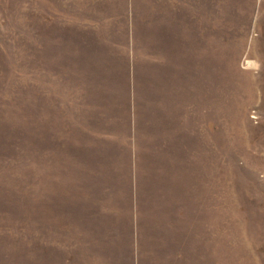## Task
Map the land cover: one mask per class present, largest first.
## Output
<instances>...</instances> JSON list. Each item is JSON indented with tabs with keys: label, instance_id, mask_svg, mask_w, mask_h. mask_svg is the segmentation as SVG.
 <instances>
[{
	"label": "rangeland",
	"instance_id": "1",
	"mask_svg": "<svg viewBox=\"0 0 264 264\" xmlns=\"http://www.w3.org/2000/svg\"><path fill=\"white\" fill-rule=\"evenodd\" d=\"M160 3L0 0V153L135 169L137 264H264V0Z\"/></svg>",
	"mask_w": 264,
	"mask_h": 264
},
{
	"label": "crops",
	"instance_id": "2",
	"mask_svg": "<svg viewBox=\"0 0 264 264\" xmlns=\"http://www.w3.org/2000/svg\"><path fill=\"white\" fill-rule=\"evenodd\" d=\"M156 1L184 22L193 10V0ZM138 182L0 181V264H137Z\"/></svg>",
	"mask_w": 264,
	"mask_h": 264
},
{
	"label": "trees",
	"instance_id": "3",
	"mask_svg": "<svg viewBox=\"0 0 264 264\" xmlns=\"http://www.w3.org/2000/svg\"><path fill=\"white\" fill-rule=\"evenodd\" d=\"M3 71H0V74H2ZM4 74V73H3ZM133 104L136 103L135 102V97L133 95ZM136 112L132 107V111H131V117H132V132L131 135L133 137V149L131 151V155H132V161L134 164V157L136 154V134H137V121H136ZM28 145V144H26ZM15 149H17V151H13V155H11L10 157L7 155H2L0 153V181H29V180H77V178H56L53 176V173L51 172L50 168L52 166V160L50 159L51 154H44L43 158H41V160H44L42 162V168L38 167L36 164V159L35 161H33L30 157V155H26L24 152H21L20 149L17 148V146L14 147ZM2 150V145L0 146V151ZM36 157V156H35ZM35 162V163H33ZM28 166L32 167V171L33 172H37L39 173L41 176H44L46 178H29L26 175V171H28L29 169L27 168ZM15 167H19L21 168V174L24 173L23 175L19 176L17 173H14V178L13 177V173H11L10 168H15ZM9 169V170H8ZM135 169H132V175H133V180H137L136 178V174H135ZM12 174V175H10ZM11 179H9L10 177ZM15 176H17L15 178ZM7 177V178H4ZM28 177V178H26ZM81 180V179H80ZM83 180H102V179H83Z\"/></svg>",
	"mask_w": 264,
	"mask_h": 264
}]
</instances>
